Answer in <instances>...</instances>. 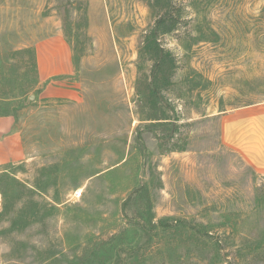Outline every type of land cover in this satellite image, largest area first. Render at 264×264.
Wrapping results in <instances>:
<instances>
[{"label": "rangeland", "instance_id": "obj_1", "mask_svg": "<svg viewBox=\"0 0 264 264\" xmlns=\"http://www.w3.org/2000/svg\"><path fill=\"white\" fill-rule=\"evenodd\" d=\"M258 104L264 0H0V264H264Z\"/></svg>", "mask_w": 264, "mask_h": 264}, {"label": "crops", "instance_id": "obj_2", "mask_svg": "<svg viewBox=\"0 0 264 264\" xmlns=\"http://www.w3.org/2000/svg\"><path fill=\"white\" fill-rule=\"evenodd\" d=\"M2 132L10 133L12 121L0 118ZM220 143L238 156L257 176H264V104L239 108L220 116ZM12 137H6L3 149L10 147ZM8 154H0V164Z\"/></svg>", "mask_w": 264, "mask_h": 264}, {"label": "built area", "instance_id": "obj_3", "mask_svg": "<svg viewBox=\"0 0 264 264\" xmlns=\"http://www.w3.org/2000/svg\"><path fill=\"white\" fill-rule=\"evenodd\" d=\"M73 199L78 200L81 197V191H75L72 194Z\"/></svg>", "mask_w": 264, "mask_h": 264}, {"label": "trees", "instance_id": "obj_4", "mask_svg": "<svg viewBox=\"0 0 264 264\" xmlns=\"http://www.w3.org/2000/svg\"><path fill=\"white\" fill-rule=\"evenodd\" d=\"M29 52H30V54H31L32 51L29 49ZM31 57H32V55H31Z\"/></svg>", "mask_w": 264, "mask_h": 264}]
</instances>
